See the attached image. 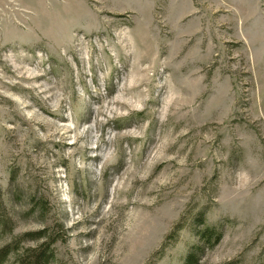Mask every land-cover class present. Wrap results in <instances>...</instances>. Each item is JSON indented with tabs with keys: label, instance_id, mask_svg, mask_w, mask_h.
<instances>
[{
	"label": "rangeland",
	"instance_id": "rangeland-1",
	"mask_svg": "<svg viewBox=\"0 0 264 264\" xmlns=\"http://www.w3.org/2000/svg\"><path fill=\"white\" fill-rule=\"evenodd\" d=\"M0 210L53 264H186L205 227L196 264H264V0H0Z\"/></svg>",
	"mask_w": 264,
	"mask_h": 264
},
{
	"label": "trees",
	"instance_id": "trees-1",
	"mask_svg": "<svg viewBox=\"0 0 264 264\" xmlns=\"http://www.w3.org/2000/svg\"><path fill=\"white\" fill-rule=\"evenodd\" d=\"M4 220L3 222H0V231L3 228L7 227V223ZM7 221L9 220L7 219ZM38 235H43L40 236L42 238L44 237L45 234L39 232ZM198 236L200 241L202 242V248L208 246L209 249H212L221 239V233L214 227H205L199 233ZM55 241L56 240L52 239L49 241V243H44L37 249H25L22 252L18 251L19 249L18 246H15L14 248H12L11 246H7V248L6 247L2 248L0 249V264L6 263L10 255H15L16 259L13 264H53L52 262H54L55 260L53 259L51 253L49 252L50 251L49 247L52 244H54ZM196 248L195 251H191L189 253L188 257L185 260L186 264L197 263L196 253L202 252V248L201 246L198 248V250H196Z\"/></svg>",
	"mask_w": 264,
	"mask_h": 264
}]
</instances>
